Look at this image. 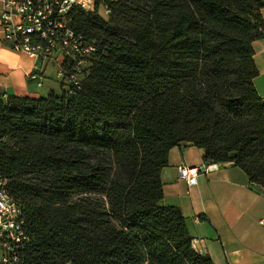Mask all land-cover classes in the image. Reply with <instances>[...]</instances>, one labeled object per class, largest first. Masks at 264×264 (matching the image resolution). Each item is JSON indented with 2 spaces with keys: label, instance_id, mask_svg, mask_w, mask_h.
I'll return each mask as SVG.
<instances>
[{
  "label": "trees",
  "instance_id": "1",
  "mask_svg": "<svg viewBox=\"0 0 264 264\" xmlns=\"http://www.w3.org/2000/svg\"><path fill=\"white\" fill-rule=\"evenodd\" d=\"M68 26L95 46L78 86L0 92V173L21 203L23 264H214L161 204L169 150L232 163L264 191V99L252 42L264 0H104ZM70 71L71 62L63 65Z\"/></svg>",
  "mask_w": 264,
  "mask_h": 264
},
{
  "label": "crops",
  "instance_id": "2",
  "mask_svg": "<svg viewBox=\"0 0 264 264\" xmlns=\"http://www.w3.org/2000/svg\"><path fill=\"white\" fill-rule=\"evenodd\" d=\"M0 0V14L3 9ZM98 13L106 19L104 0ZM264 19V7L259 8ZM0 32V92L30 99L60 96L70 85L61 70L65 58L32 57L12 49ZM258 69L254 85L264 99V37L252 42ZM204 162V150L190 143L173 146L167 165L160 170L163 188L161 204L177 206L192 237V247L208 255L214 264H264V191L254 186L240 167L232 163H212L207 173H199L189 184L179 174L180 166ZM201 240V241H200Z\"/></svg>",
  "mask_w": 264,
  "mask_h": 264
},
{
  "label": "built area",
  "instance_id": "3",
  "mask_svg": "<svg viewBox=\"0 0 264 264\" xmlns=\"http://www.w3.org/2000/svg\"><path fill=\"white\" fill-rule=\"evenodd\" d=\"M95 6L96 0H4L0 14L2 40L32 57L49 59L60 53L65 62H71L70 71L62 68L63 77L69 85L78 86L95 46L68 26L69 12L72 7L93 11ZM105 11L108 16L106 5ZM213 166L205 162L184 165L179 174L193 184L199 173H207ZM29 241L21 203L11 195L8 179L0 173V264H23L21 253Z\"/></svg>",
  "mask_w": 264,
  "mask_h": 264
}]
</instances>
